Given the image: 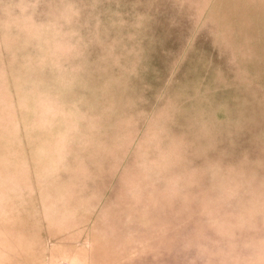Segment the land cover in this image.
<instances>
[{"label":"rangeland","instance_id":"374dc122","mask_svg":"<svg viewBox=\"0 0 264 264\" xmlns=\"http://www.w3.org/2000/svg\"><path fill=\"white\" fill-rule=\"evenodd\" d=\"M0 264H264V0H0Z\"/></svg>","mask_w":264,"mask_h":264}]
</instances>
